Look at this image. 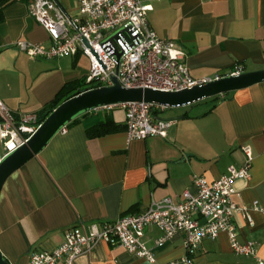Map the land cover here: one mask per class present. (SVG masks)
<instances>
[{
	"label": "crops",
	"instance_id": "0c3cea01",
	"mask_svg": "<svg viewBox=\"0 0 264 264\" xmlns=\"http://www.w3.org/2000/svg\"><path fill=\"white\" fill-rule=\"evenodd\" d=\"M30 0H16L0 24V101L14 112L40 114L71 83L67 98L84 88L90 62L82 54L58 59H33L20 51L21 40L49 45L48 32L29 14ZM75 13V0H58ZM149 23L163 38L185 52V63L197 80L264 70V0H162L153 3ZM84 84V82H83ZM74 90V91H73ZM201 102L155 112V119L173 121L166 137L129 141L126 112L98 109L82 114L58 133L35 158L13 173L0 194V250L9 264H30L34 250L52 251L64 234L80 222L116 221L143 213L165 198L182 201L197 195L195 176L213 182L231 166L246 161L252 149L250 179H240L235 201L249 209L252 222L234 216L241 243L254 242L264 262V82ZM162 112V113H161ZM112 121L117 127L100 136L89 130ZM162 236L147 229L144 243L158 264L185 256L184 237L164 246ZM77 264H147L122 246L97 243ZM195 264H260L238 255L221 233L202 242Z\"/></svg>",
	"mask_w": 264,
	"mask_h": 264
},
{
	"label": "built area",
	"instance_id": "2783aa9c",
	"mask_svg": "<svg viewBox=\"0 0 264 264\" xmlns=\"http://www.w3.org/2000/svg\"><path fill=\"white\" fill-rule=\"evenodd\" d=\"M162 0H75V13H69L58 0H30L29 14L48 32L49 45L21 40L17 48L33 59H58L82 54L89 59L87 90L110 87L116 79L125 88H149L163 92H179L241 74L240 68L227 76L197 80L185 63V52L176 42L161 37L150 25L153 3ZM86 91V90H85ZM123 109L129 141L151 136L166 137L173 121L155 119V112L164 106L146 102H126L98 109ZM37 113L15 114L0 101V164L24 145L41 127ZM68 126L60 133L65 134ZM245 163L231 166L228 174L209 182L195 176L197 195L184 193L182 201L165 198L152 202L140 214L122 216L116 221L84 223L68 228L64 241L52 251L34 250L30 264H77L82 255H89L97 243L122 246L130 253L158 264L155 255L144 243L147 229L156 228L162 236L155 241L164 246L176 236L184 237L185 256L168 264H195L202 242L215 240L221 233L229 237L238 255L258 258L254 242L241 243L234 216L240 214L252 222L249 209L236 203L240 193L236 181L250 179L254 160L252 149L243 148ZM254 208L264 213V207Z\"/></svg>",
	"mask_w": 264,
	"mask_h": 264
},
{
	"label": "water",
	"instance_id": "95a60500",
	"mask_svg": "<svg viewBox=\"0 0 264 264\" xmlns=\"http://www.w3.org/2000/svg\"><path fill=\"white\" fill-rule=\"evenodd\" d=\"M264 82V70L227 76L179 92L149 88H125L116 79L114 85L83 91L58 106L38 131L0 164V194L7 179L37 157L60 130L80 115L97 108L126 102H146L164 107H183ZM0 264H9L0 250Z\"/></svg>",
	"mask_w": 264,
	"mask_h": 264
},
{
	"label": "trees",
	"instance_id": "16d2710c",
	"mask_svg": "<svg viewBox=\"0 0 264 264\" xmlns=\"http://www.w3.org/2000/svg\"><path fill=\"white\" fill-rule=\"evenodd\" d=\"M16 0H0V24L2 22H4L5 20V10L7 9L8 6H10L12 3H14ZM84 82V84H83ZM80 82L82 83V85L80 86L81 88H84L83 90H81L79 93L87 90V83L85 81ZM77 83H71L68 84L67 86H65L62 91L57 95L56 99L50 104L48 105L39 115L41 121L44 122V120L58 107L60 106L63 102L67 101L68 99H70L69 97L67 98V93L69 91V89H73V87L76 85ZM74 91V90H73ZM77 93V94H79ZM76 94V95H77ZM75 96V95H74ZM215 99H218V97H214ZM75 121H77V119H75L73 122H71L70 124H68V126H70L71 124H73ZM117 127L114 125V123L110 120L104 122V123H100L97 126H95L93 129L89 130V135L90 136H100L102 134L105 133H109L111 131H113L114 129H116Z\"/></svg>",
	"mask_w": 264,
	"mask_h": 264
},
{
	"label": "rangeland",
	"instance_id": "374dc122",
	"mask_svg": "<svg viewBox=\"0 0 264 264\" xmlns=\"http://www.w3.org/2000/svg\"><path fill=\"white\" fill-rule=\"evenodd\" d=\"M218 97V96H217ZM211 103H213V100H212V98H209V99H205V100H203V102H201V104L200 105H202L203 107H205V106H208V105H210ZM183 107H186V106H183ZM176 109V108H180V107H165V109L162 111V112H164V111H166V110H169V109ZM161 112V113H162Z\"/></svg>",
	"mask_w": 264,
	"mask_h": 264
}]
</instances>
